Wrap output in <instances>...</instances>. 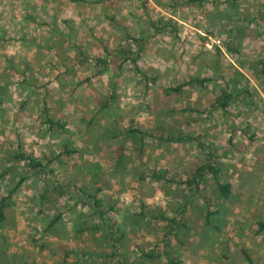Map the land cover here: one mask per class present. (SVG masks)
Returning <instances> with one entry per match:
<instances>
[{"label":"rangeland","instance_id":"1","mask_svg":"<svg viewBox=\"0 0 264 264\" xmlns=\"http://www.w3.org/2000/svg\"><path fill=\"white\" fill-rule=\"evenodd\" d=\"M121 45L140 52L137 65L98 61ZM193 76L208 81L188 84ZM226 88L231 105L214 107ZM48 115L66 128L50 131ZM20 143L36 156L78 150L55 162L57 178L101 186L125 234L121 264L142 252L160 255L149 264H250L247 252L251 264H264V0H0V174ZM207 152L235 188L218 230L200 218L204 198L184 207L176 182L144 177L162 168L179 180ZM25 176L0 229L2 260L109 264L108 234L76 232L95 223L93 207L57 197L42 208L43 183L24 163L0 177V196ZM203 188L208 196L212 181ZM144 203L182 214L185 226L169 243L168 227L138 215Z\"/></svg>","mask_w":264,"mask_h":264},{"label":"trees","instance_id":"2","mask_svg":"<svg viewBox=\"0 0 264 264\" xmlns=\"http://www.w3.org/2000/svg\"><path fill=\"white\" fill-rule=\"evenodd\" d=\"M195 1V0H190ZM164 27L166 28L171 24V22H165ZM158 29H164L157 26ZM105 51L108 54L107 58H98V61L104 65H108L110 60H115L117 58L120 59L119 68L123 69L124 64L128 61L133 62L137 65V62L140 57V52H136L132 46L129 45H121L118 48L111 49L109 47L105 48ZM135 55V56H134ZM261 63H263L261 61ZM208 81V78H198L191 77L188 81V84H205ZM182 86L171 87L167 92L170 91H181ZM111 98L104 103L102 108H106L110 104ZM234 100V93L229 89H224L214 100L213 106L227 110ZM45 110L48 111L47 108ZM46 123L50 126L49 130L52 131L56 128L65 129L66 123H61L58 120H55L52 116L48 115ZM129 133L138 132L139 130H132L130 127L127 129ZM140 132V131H139ZM142 133V132H141ZM143 134V133H142ZM78 153V150L75 148H69L66 146L63 152L58 155L53 154H44L43 156H36L34 154L27 153L23 144H19L18 148L11 152L7 157V165L4 168L3 172L0 174V177L5 176L12 168H14L15 164H23L26 166L27 171L31 175L40 176L43 186L41 188L39 194V202L41 207H45L47 204H50L54 201V198L57 197H70L71 199H80L78 201L82 202L83 205L93 207L91 215L95 219V223L88 226L86 224H80L76 228V232L78 234L85 233L86 231H91L92 233H103L104 237L108 234L111 244V252L106 255V258L109 259V264H121V254H120V242L125 237V234L120 231L117 225L112 221L109 211L113 210L114 207L111 206L107 208L105 204L104 196L101 194V186L96 187V189H87L85 186H78L74 184L63 183L57 178V171L54 167L55 162L64 155H73ZM204 155V154H203ZM96 177L97 174H94ZM145 176H150L151 180L161 183L163 185H168L169 183H174L181 187V197L183 198L184 207L190 204V200L195 196H201L204 198V209L203 213L200 216L202 220H204L205 226L210 229L218 230L220 229V225L224 222L222 220H217V217H222V213L225 210L224 202H229L233 200L234 194V184L228 180L223 178L222 169L219 165L218 160L215 157L213 152H207L203 158L199 160H194L187 170L184 172L182 176H180L179 180L175 177L169 176V172L166 169L155 168L149 174H145ZM26 176L22 177L19 182L9 188L6 193L1 194L0 196V229L4 228V223L7 218V210L13 204L14 195L20 190L22 183L26 180ZM212 181L213 188H210L212 191L207 196L206 189L203 188V184L207 181ZM77 197V198H76ZM185 211V210H184ZM182 211V213L184 212ZM109 215V216H108ZM142 218H148L151 222L160 221L166 227H168L169 232L166 233L165 241L169 243L170 239L174 235V231L178 233L179 228L185 226L182 223V214L175 215V217L169 216L166 210H164L161 206L158 205H148L142 204L141 212L138 214ZM227 215V214H225ZM62 218V213H58L55 215L48 224V230H51L55 227L58 222ZM217 220L216 224H213L214 220ZM258 233H264V221H260L258 223ZM179 227V228H178ZM1 235V233H0ZM107 236V237H108ZM3 238L0 237V243H2ZM38 242V240H36ZM4 256L6 254V247L3 246ZM42 248L45 245L41 246ZM169 254V252H167ZM142 256L135 260V264H149L150 261L155 260L159 257V254H155L154 252H142ZM93 255H97L99 257H105L101 252H95ZM18 258V255H14ZM88 256V254H85ZM11 257L7 258L6 262L2 260L0 257V264H10ZM16 258V260H17ZM247 258L250 261V264L253 262L252 257L247 252ZM19 261V259H18ZM65 262V260H64ZM172 263L181 264V261Z\"/></svg>","mask_w":264,"mask_h":264}]
</instances>
